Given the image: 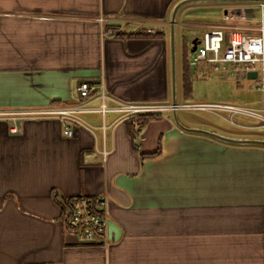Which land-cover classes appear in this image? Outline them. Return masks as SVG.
<instances>
[{
	"label": "crops",
	"instance_id": "crops-1",
	"mask_svg": "<svg viewBox=\"0 0 264 264\" xmlns=\"http://www.w3.org/2000/svg\"><path fill=\"white\" fill-rule=\"evenodd\" d=\"M180 1L0 0V264H264V147L182 130L173 112L143 116L139 133L111 112L81 114L89 129L28 114L78 103L81 82L119 102L176 104L192 33H255L250 3L182 6L173 93ZM178 112L188 128L237 136ZM79 195L106 199L104 244L65 233L55 198Z\"/></svg>",
	"mask_w": 264,
	"mask_h": 264
},
{
	"label": "built area",
	"instance_id": "built-area-1",
	"mask_svg": "<svg viewBox=\"0 0 264 264\" xmlns=\"http://www.w3.org/2000/svg\"><path fill=\"white\" fill-rule=\"evenodd\" d=\"M260 10L262 16L255 33H244L236 27L216 26L205 32L201 39H196L195 44H192L194 51L190 52V65L204 63L208 66V69L202 71L203 74L213 72L241 78L249 73H255V83L251 89L260 95L259 110L229 104L124 103L109 97L97 83L81 82L76 88L81 99L78 103L28 114L53 117L89 129L90 127L80 118L81 114L98 113L103 117L111 112L119 115L117 121L133 120L135 131L139 133L143 116L177 111H211L221 113L222 115H218L235 128L252 129L239 125L235 118H253L264 122V3H261ZM232 19L231 10L222 14L224 22ZM94 100L99 102L97 107L91 105ZM101 129L104 131L105 125H102ZM62 133L68 138L73 136L72 129L67 125L64 126ZM101 154L106 156L107 151L102 149ZM57 204L61 209L66 234L74 236L82 244L105 243L108 219L105 211L106 199L103 196L79 195L72 198H57Z\"/></svg>",
	"mask_w": 264,
	"mask_h": 264
},
{
	"label": "rangeland",
	"instance_id": "rangeland-1",
	"mask_svg": "<svg viewBox=\"0 0 264 264\" xmlns=\"http://www.w3.org/2000/svg\"><path fill=\"white\" fill-rule=\"evenodd\" d=\"M247 5L252 6L253 8L254 14H252V21L253 25L257 27L259 24L258 22L262 16L260 10L261 3L252 2ZM209 13L210 14H208L205 10H196L195 12H192V14H199V17L201 18L216 17V19H218L222 15L219 10H214V12L210 11ZM191 38L201 39V32L192 33L190 35V38H188L189 41L191 40ZM186 54L187 61L190 66L188 75L190 84V94L188 95V98L183 97L182 100L178 99L176 104H229L236 106H245L258 110L261 109L260 95L256 90L251 89L252 85L255 83V78H247L246 76L237 78L213 72L203 74L202 71H204V69H208V66L204 63H198L196 66L190 65V51H187ZM177 57L178 56H176L175 54V66ZM183 63L184 59L182 56L180 65L182 66ZM212 113L222 115L218 112ZM212 113L211 111H180L177 113V116L179 120L182 117H185L189 120L199 121L204 127H225L226 129H230V132L237 136L264 138V122L260 120L253 118L237 117L235 118V122L242 126L252 127V129H235L232 126L227 125L226 122H224L221 118L217 117L215 114ZM212 127H210V129Z\"/></svg>",
	"mask_w": 264,
	"mask_h": 264
},
{
	"label": "water",
	"instance_id": "water-1",
	"mask_svg": "<svg viewBox=\"0 0 264 264\" xmlns=\"http://www.w3.org/2000/svg\"><path fill=\"white\" fill-rule=\"evenodd\" d=\"M193 2H218V3H252V2H260L264 3V0H183L178 2L173 10H172V16H171V24H170V59H171V80H172V90L173 93L175 92V19H176V13L177 11L184 5L193 3ZM196 40L192 41V44H195ZM194 51V48L191 50V52ZM247 78H255L256 74L255 73H249L246 75ZM175 104V102H173ZM173 116L175 118V121L182 130H186L189 132H196V133H201L208 135L216 140L226 142L229 144H234V145H252V146H261L264 147V138L261 137H242V136H227L223 135L214 131H210L204 128H196V127H191L188 128L184 125H182L177 117H176V112H173Z\"/></svg>",
	"mask_w": 264,
	"mask_h": 264
},
{
	"label": "trees",
	"instance_id": "trees-1",
	"mask_svg": "<svg viewBox=\"0 0 264 264\" xmlns=\"http://www.w3.org/2000/svg\"><path fill=\"white\" fill-rule=\"evenodd\" d=\"M117 36H119V35H117ZM186 52L187 51H184L183 55H182L183 59H184V63L182 64V95L184 98H188V95L190 94V91H189L190 90V84H189V78H188L190 66H189V63L187 61ZM148 117H150V116H146L145 118L148 119ZM131 134L135 135V131L134 132L131 131ZM55 201L57 203V198H55Z\"/></svg>",
	"mask_w": 264,
	"mask_h": 264
}]
</instances>
